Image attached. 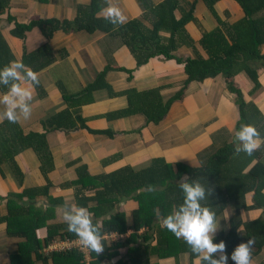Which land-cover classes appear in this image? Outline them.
Listing matches in <instances>:
<instances>
[{"label":"crops","instance_id":"0c3cea01","mask_svg":"<svg viewBox=\"0 0 264 264\" xmlns=\"http://www.w3.org/2000/svg\"><path fill=\"white\" fill-rule=\"evenodd\" d=\"M7 1L8 5L0 14V34L14 58L21 59L23 52L30 53L48 42L53 61L37 73L43 95L39 98L34 92L31 118L19 122L24 132L44 134L49 159L43 162L31 148H25L15 155L14 163L7 161L0 164V217L7 213L5 198H16V194L23 189L36 187L33 196L25 195L18 203L29 213L39 212L45 216L34 232L40 241L52 234V239L40 251L43 256H48L52 251L79 245L77 237H61L67 230L60 215V209L65 203L86 207L93 214V219L100 222L110 218L113 213H121L125 217L127 230L125 233L103 232L105 245L111 247L110 252H114V255L102 264H129L128 248L154 245V231L160 226L157 215L150 226H142L136 231L140 235L134 243L126 244L125 240L133 232L132 211L137 206L136 202L131 198L120 199L115 203L114 210L95 214V210H90V207L97 204L94 196L99 186L82 189L81 184L76 183L78 170L84 166L89 175L96 176L126 165L137 169L149 164L153 157H160L167 163L175 159L171 164L173 168L175 163L204 165L214 150L233 140L231 129L235 128L238 119L234 95L226 90L221 76H216L201 82H189L181 100L172 102L164 117L155 123L147 122L138 112L112 116V112L126 108V96L110 97L105 89L95 90L90 96L82 93L105 67H110L105 74V81L115 93L128 89L142 91L159 88L162 100L166 101L181 88L186 79L182 66L175 60L158 56L137 66L122 41L102 31H55L47 41L33 27L25 31L21 38L16 37L11 33L14 24L49 18L71 20L76 15L77 6L88 5L90 0ZM150 1L156 4L162 0ZM176 1L182 10L187 11L194 0ZM113 3L120 7L127 21L141 17L142 9L137 0H113ZM213 9L222 22L229 24L243 16L234 0H218ZM175 15L178 17V12ZM192 16L193 21L185 24L184 29L198 53L204 57L197 41L202 31H210L217 26V22L202 0L194 1ZM160 35L168 36L166 33ZM258 51L264 54V44L258 46ZM175 55L183 58L193 56L191 49L184 46L178 48ZM253 65L256 67L259 85L255 91L251 92L252 83L241 72L233 76L232 83L241 92L243 100L252 103L264 116V64ZM58 85H61L64 93L77 95V102L71 101V106L64 102ZM66 108H69V118L74 121V126L47 127L42 124L45 118ZM257 152L244 171L256 161H264V145ZM183 178H186V174H182L179 180ZM49 198L60 199V202ZM244 203L246 206L251 203V192L244 194ZM240 210L238 214L241 220H248L258 216L263 209L246 207ZM230 213L228 207L216 217L219 221L217 232L226 228L225 217ZM143 233L148 239L141 238ZM22 242L26 243V239L9 235L6 222L0 221V264H10V256L19 252V244ZM30 246V243H26L29 262L40 264ZM86 258L92 260V256L86 255ZM189 262L196 264V258L190 261L186 253L178 254L175 258L149 257V263L152 264ZM251 264H264V247L251 258Z\"/></svg>","mask_w":264,"mask_h":264},{"label":"trees","instance_id":"16d2710c","mask_svg":"<svg viewBox=\"0 0 264 264\" xmlns=\"http://www.w3.org/2000/svg\"><path fill=\"white\" fill-rule=\"evenodd\" d=\"M137 1L142 9L141 17L133 18L122 26H113L103 19H97L103 0H90L88 5L79 4L77 6L76 15L71 20L54 18L31 20L27 24H14L11 33L21 38L25 31L35 27L48 41L55 31L64 33L102 31L118 37L131 52L137 66L146 63L149 58L155 56L175 60L182 66L186 79L181 88L166 101L162 100L159 88L142 91L128 89L115 93L105 81V74L110 70L109 66L105 67L82 93L90 96L95 90L105 89L110 97L126 96V108L112 112V116H125L138 112L145 117L147 122L155 123L164 117L172 102L181 100L183 91L189 82H201L206 78L221 76L226 90L235 98L234 102L238 111L235 129H239L242 123L251 124L259 130L261 137H264L262 112L258 111L252 103L245 102L239 89L232 83L233 76L241 72L252 83L251 92L259 86L256 80V67L253 63L264 64V54L258 51V46L264 44V0H234L243 16L230 24L222 22L215 13L213 5L218 0H202L217 22L215 28L210 31H202L197 41L204 57L198 53L184 29L185 24L193 21L192 12L195 0L187 11L182 10L176 0H162L156 4L150 0ZM7 5V0H0V14ZM175 12H178V17ZM160 33H166L168 36L163 37ZM182 46L190 48L193 56L186 58L176 56L175 51ZM14 59L10 48L0 34V67ZM20 60L36 73L40 72L53 61L48 42L30 53L23 52ZM58 87L62 92L63 101L69 106L72 105L71 101L77 102L79 99L77 95L66 94L61 85ZM4 90L3 86H0V91ZM35 91L37 97L40 98L43 95V90L39 85ZM69 114V108H66L45 118L42 124L47 127L53 125L55 127L74 126V121L69 118ZM63 120L65 121L62 122ZM25 148H31L43 162L49 159L43 133L24 132L19 123H10L7 120L0 123V164L7 161L14 163L15 155ZM234 148L233 140L225 143L214 150L209 155L206 164L201 166L175 163L173 168L162 158L153 157L144 167L134 169L126 165L96 176L89 175L86 167L82 166L78 170L79 175L76 183H80L82 189L99 186L94 196L97 204L90 207V210H95V214H99V211L114 210L115 203L120 199L131 198L136 202L137 206L132 211L133 232L125 240V243L129 244L134 243L140 235L136 231L142 226H150L158 212L161 216L166 215L182 203L183 196L178 182L181 175L186 174L187 179L199 180L205 187L209 186L213 189L208 200L201 201V203L211 208L216 217L224 209L228 207L231 209V213L226 219V228L219 230L214 235L213 242L218 243L223 240L227 246V252L230 254L237 244L251 238L254 241L252 258L264 247V161L258 160L244 171L252 156H247L244 153L237 155ZM256 153L258 152L253 155L256 156ZM143 187L145 189L141 190ZM35 189L37 190L36 187L25 188L21 193L16 194V198L13 196L5 198L7 213L0 217V221L6 222V230L9 235H18V237L25 238L26 243L31 244L35 259L40 260V264H47V262L50 264H99L104 260L111 259L114 252H110L111 247L106 245L102 254L97 255L90 251V256L95 259L88 263L84 260V253L75 247L52 251L48 256H43L40 251L52 239V234L40 241L34 231L41 225L43 221L41 218L45 216L39 212L29 213L22 204L18 203V200L25 195L33 196L32 192ZM43 192H45V187ZM248 192H251V203L246 206L244 194ZM49 199L60 202V199L57 198ZM246 207L263 210L252 219L241 220L238 212ZM101 222L103 232L125 233L127 230L125 217L121 213H113L110 218L103 219ZM144 233L141 238L146 240L148 236ZM63 235L69 239L76 237L68 230L63 232L61 237ZM154 241V245L150 247L129 248V264H152L149 263L151 255H155L157 258H175L178 254L186 253L190 261L195 258L183 240L177 239L161 226H157L154 231ZM26 243L19 244V252L10 256V264L32 263L29 262ZM228 264H234V262L229 260Z\"/></svg>","mask_w":264,"mask_h":264},{"label":"clouds","instance_id":"9594fccd","mask_svg":"<svg viewBox=\"0 0 264 264\" xmlns=\"http://www.w3.org/2000/svg\"><path fill=\"white\" fill-rule=\"evenodd\" d=\"M97 19L122 26L127 22L126 16L113 0H103L99 7ZM40 80L38 74L25 65L22 60L14 59L7 65L0 67V123L4 120L10 123L27 121L32 115L33 94ZM234 151L238 155L244 153L253 156L264 145V137L259 130L251 125L242 123L239 129H231ZM175 161H169L172 164ZM182 192V203L170 213L157 217L160 226L171 232L177 239L183 240L196 258V264H251L252 245L254 241L237 244L231 253L223 240L213 242V237L219 228L215 212L202 205L201 201L208 200L213 189L205 187L199 180L183 178L178 182ZM61 221L66 224L67 230L73 233L79 245L97 255L102 254L105 247L103 224L93 219V214L84 206L65 203L60 209ZM227 219V217H225Z\"/></svg>","mask_w":264,"mask_h":264},{"label":"rangeland","instance_id":"374dc122","mask_svg":"<svg viewBox=\"0 0 264 264\" xmlns=\"http://www.w3.org/2000/svg\"><path fill=\"white\" fill-rule=\"evenodd\" d=\"M128 250H129V248H128ZM82 252L84 253V256H85V262L87 263V262H89V260L86 258V255H89L90 256V251L89 250H87V249H84V248H82ZM127 253H128V251H127ZM86 254V255H85ZM130 255V254H129ZM90 258V257H89ZM92 259L94 260L95 258L94 257H92ZM105 262V261H104ZM99 264H102V262H100Z\"/></svg>","mask_w":264,"mask_h":264},{"label":"built area","instance_id":"2783aa9c","mask_svg":"<svg viewBox=\"0 0 264 264\" xmlns=\"http://www.w3.org/2000/svg\"><path fill=\"white\" fill-rule=\"evenodd\" d=\"M75 248H78V250L80 251V252H82V247L80 246V245H75L74 246ZM67 249H70V248H67ZM61 250H66V249H61ZM83 253V252H82Z\"/></svg>","mask_w":264,"mask_h":264}]
</instances>
